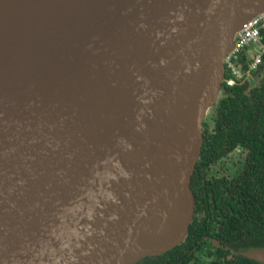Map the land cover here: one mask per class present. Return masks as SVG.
I'll return each mask as SVG.
<instances>
[{"label": "water", "instance_id": "water-1", "mask_svg": "<svg viewBox=\"0 0 264 264\" xmlns=\"http://www.w3.org/2000/svg\"><path fill=\"white\" fill-rule=\"evenodd\" d=\"M262 13L264 0H0V264H136L180 246L224 60Z\"/></svg>", "mask_w": 264, "mask_h": 264}, {"label": "trees", "instance_id": "trees-1", "mask_svg": "<svg viewBox=\"0 0 264 264\" xmlns=\"http://www.w3.org/2000/svg\"><path fill=\"white\" fill-rule=\"evenodd\" d=\"M241 61L248 62L243 55ZM229 78L225 72L201 126L200 156L189 184L194 210L187 237L180 246L136 264H260L242 253L264 250V58L247 80L228 87ZM202 174L234 177L204 190ZM205 237L217 240L220 248L210 247Z\"/></svg>", "mask_w": 264, "mask_h": 264}, {"label": "built area", "instance_id": "built-area-1", "mask_svg": "<svg viewBox=\"0 0 264 264\" xmlns=\"http://www.w3.org/2000/svg\"><path fill=\"white\" fill-rule=\"evenodd\" d=\"M261 29H264V13L244 24L235 35L233 48L224 60L225 72L230 76L225 81L228 87L234 86L236 80L243 76L245 67L248 71H254L261 65L264 58V43H260ZM246 50L250 54V61L244 65L241 56Z\"/></svg>", "mask_w": 264, "mask_h": 264}, {"label": "flooded vegetation", "instance_id": "flooded-vegetation-1", "mask_svg": "<svg viewBox=\"0 0 264 264\" xmlns=\"http://www.w3.org/2000/svg\"><path fill=\"white\" fill-rule=\"evenodd\" d=\"M248 54L249 53L246 50L243 53V57L245 60H248V62H249L250 61V56H249L250 54L249 55ZM246 63L247 62H245V64ZM258 69H259V67L254 71H248L247 67H245L244 70L242 71L243 76L240 79H242L243 81L247 80L253 73L257 72ZM202 176H203V180H202L203 188H204V190H206V188L208 190L211 186H214L217 189L220 186L224 185L228 180H230L234 177V174L232 176H231V174H212V175L211 174H202ZM207 180H210V181L207 183ZM198 208L199 207H197V209ZM203 213H204V210H202L201 216H203ZM204 240H205V243H207L210 247L220 248V245H219L217 240H215L213 238H208V237L207 238L205 237ZM215 243L217 244V246L215 245ZM154 257H157V256H154Z\"/></svg>", "mask_w": 264, "mask_h": 264}]
</instances>
